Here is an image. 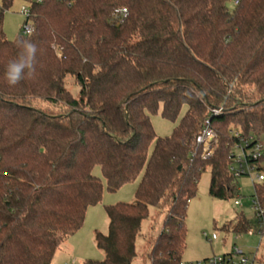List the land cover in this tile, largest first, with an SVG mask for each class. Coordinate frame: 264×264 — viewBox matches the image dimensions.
I'll return each instance as SVG.
<instances>
[{"label": "trees", "instance_id": "1", "mask_svg": "<svg viewBox=\"0 0 264 264\" xmlns=\"http://www.w3.org/2000/svg\"><path fill=\"white\" fill-rule=\"evenodd\" d=\"M228 1L28 0L36 71L13 87L5 65L28 34L7 37L14 0H0V264L52 263L102 200L96 165L110 191L142 175L134 202L105 205L108 231L95 232L105 256L85 264H133L151 207L164 220L149 238L150 264H183L202 172L210 171L213 198L240 195L231 153L264 135V0L232 9ZM160 105L168 119L186 106L169 136H157L151 121ZM206 120L217 144L204 158L196 137ZM258 164L264 173V152ZM253 198L262 214H239L225 229L254 227L264 239V180L254 181Z\"/></svg>", "mask_w": 264, "mask_h": 264}, {"label": "rangeland", "instance_id": "2", "mask_svg": "<svg viewBox=\"0 0 264 264\" xmlns=\"http://www.w3.org/2000/svg\"><path fill=\"white\" fill-rule=\"evenodd\" d=\"M24 6H29L28 0H14L12 6L4 12V30L9 39H14L21 28L23 29L26 18L22 13ZM228 6L230 9L233 8V0L228 1ZM65 81L67 87L76 93L78 88L73 77L67 76ZM185 111L186 106L184 105L177 118L168 119L162 115V105H160L155 112L150 114L156 135L162 137L171 135ZM261 140L264 142V135L261 136ZM262 152H264V148ZM93 173L102 179V200L87 209L83 225L69 239L74 249L70 256H64L65 260L62 257L61 264H85L87 258L99 260L104 258L103 250L96 245L95 232L97 230L108 231L109 219L105 205L118 201L134 202L136 189L142 175L140 174L135 180L124 184L116 191H110L99 165L94 167ZM256 173L253 171L237 176L240 195L230 199H216L209 194V169L202 172L197 194L189 203L185 220L187 244L183 253V264H204L205 259L214 256H229L230 254L233 256L235 264L238 263L241 256H247L249 264H264V239L259 232L255 231L254 227L250 232L241 234L225 229L226 223L242 213L254 221L253 194ZM236 200L240 204L236 205ZM155 214V208L151 207L148 218L143 221L141 233L136 240L137 256L133 264H150L147 256V252L151 248V239L149 238H154L160 233L164 220V214H160L159 217ZM213 234L217 238H211ZM236 249H240L242 254H235L234 250ZM58 264L60 263L58 262Z\"/></svg>", "mask_w": 264, "mask_h": 264}, {"label": "built area", "instance_id": "3", "mask_svg": "<svg viewBox=\"0 0 264 264\" xmlns=\"http://www.w3.org/2000/svg\"><path fill=\"white\" fill-rule=\"evenodd\" d=\"M239 0H233V4L236 5ZM117 15H122L126 12L125 8L119 9L116 11ZM22 13L28 17L31 15L30 8L24 6ZM30 22V23H29ZM34 29L32 21L29 19L24 23L23 31L25 34H28ZM222 110V107L214 109L215 113H218ZM197 143L202 147V155L204 158L210 156L213 153L214 146L217 144V135L215 130L211 127L209 120H206L205 125L202 131L196 137ZM264 148V142L261 139L249 136L247 139H244L241 144L236 145L233 148L231 153L232 161L230 164V171L234 176H239L241 174H247L249 172L256 171L255 181L264 180V173L259 169L258 160L262 156V149ZM239 150V152H238ZM235 204L238 205L240 202L235 201ZM253 208L256 217H259L262 214V210L259 206L258 201L254 198ZM211 238H217L215 234ZM235 254H242L240 249L234 250ZM204 264H235L233 261V256H214L209 259ZM237 264H249V258L247 256H241Z\"/></svg>", "mask_w": 264, "mask_h": 264}, {"label": "clouds", "instance_id": "4", "mask_svg": "<svg viewBox=\"0 0 264 264\" xmlns=\"http://www.w3.org/2000/svg\"><path fill=\"white\" fill-rule=\"evenodd\" d=\"M36 35L32 29L27 37H18L15 46L18 49L17 55L8 60L4 70V80L9 86H16L25 78H31L36 71L37 45L33 40Z\"/></svg>", "mask_w": 264, "mask_h": 264}, {"label": "crops", "instance_id": "5", "mask_svg": "<svg viewBox=\"0 0 264 264\" xmlns=\"http://www.w3.org/2000/svg\"><path fill=\"white\" fill-rule=\"evenodd\" d=\"M77 232V231H76ZM75 232V233H76ZM74 235V233L72 234ZM70 235L69 237H67L63 243L59 246V248L57 249V251L55 252V255L53 257L52 263L51 264H58V262L61 264L62 263V257L64 256H70L71 252L74 249V246L72 244V242L69 240L70 237L72 236ZM66 259V257H64V260ZM68 259V258H67Z\"/></svg>", "mask_w": 264, "mask_h": 264}]
</instances>
